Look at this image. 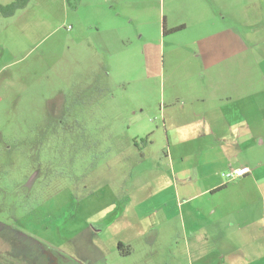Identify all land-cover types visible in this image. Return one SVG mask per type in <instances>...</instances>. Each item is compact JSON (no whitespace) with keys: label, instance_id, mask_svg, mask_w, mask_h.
I'll return each mask as SVG.
<instances>
[{"label":"rangeland","instance_id":"1","mask_svg":"<svg viewBox=\"0 0 264 264\" xmlns=\"http://www.w3.org/2000/svg\"><path fill=\"white\" fill-rule=\"evenodd\" d=\"M61 4L0 14V259L213 263L169 213L166 156L210 140L191 101L264 112V0Z\"/></svg>","mask_w":264,"mask_h":264},{"label":"crops","instance_id":"2","mask_svg":"<svg viewBox=\"0 0 264 264\" xmlns=\"http://www.w3.org/2000/svg\"><path fill=\"white\" fill-rule=\"evenodd\" d=\"M247 96L208 101L201 115L193 108L200 101H191L190 112L199 115L206 128L201 138L210 140L196 146L187 142L185 148H176L177 156H166L171 174L169 213L184 223V233L189 234L184 239L196 254L202 253L196 255L202 262L215 255V264H264V157L260 151L264 132L256 131L257 125L264 126V112L256 99H249L254 95ZM241 168L247 173L227 178ZM158 205L156 213L168 207L165 200Z\"/></svg>","mask_w":264,"mask_h":264},{"label":"trees","instance_id":"3","mask_svg":"<svg viewBox=\"0 0 264 264\" xmlns=\"http://www.w3.org/2000/svg\"><path fill=\"white\" fill-rule=\"evenodd\" d=\"M28 3V0H13L10 4L8 5H0V14L3 16V17H12L13 15H15V13L18 11V10H21V9H24L26 7ZM146 140V139H145ZM144 141V140H141V142ZM24 225V224H22ZM15 238H18L17 236H15ZM117 249L118 251L120 252L121 255H129L130 251H129V248L126 247H123L122 244H118L117 245ZM42 249H40L41 251ZM6 253V252H5ZM4 253V254H5ZM125 253V254H124ZM2 254V253H1ZM10 260H5L4 262L0 259V264H7V262H9ZM16 264H18L19 262L17 261H14ZM59 264V262H58Z\"/></svg>","mask_w":264,"mask_h":264},{"label":"built area","instance_id":"4","mask_svg":"<svg viewBox=\"0 0 264 264\" xmlns=\"http://www.w3.org/2000/svg\"><path fill=\"white\" fill-rule=\"evenodd\" d=\"M246 173H247V169L241 168V169H238L236 171H231L230 173H228L227 178L232 179L234 177H240Z\"/></svg>","mask_w":264,"mask_h":264},{"label":"flooded vegetation","instance_id":"5","mask_svg":"<svg viewBox=\"0 0 264 264\" xmlns=\"http://www.w3.org/2000/svg\"><path fill=\"white\" fill-rule=\"evenodd\" d=\"M0 228H2V226H0Z\"/></svg>","mask_w":264,"mask_h":264}]
</instances>
